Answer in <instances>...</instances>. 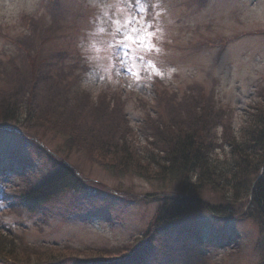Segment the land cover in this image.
Returning <instances> with one entry per match:
<instances>
[{
    "label": "rangeland",
    "instance_id": "rangeland-1",
    "mask_svg": "<svg viewBox=\"0 0 264 264\" xmlns=\"http://www.w3.org/2000/svg\"><path fill=\"white\" fill-rule=\"evenodd\" d=\"M145 23L152 25L154 47L132 45L144 62L131 75L124 71L131 61L120 62L128 49L119 41ZM47 56L58 61L46 70L37 62ZM50 67L55 74L45 76H57L55 95H42L38 109L22 113V124L13 119L6 126L0 118V227L9 237L53 251L51 261L59 264L95 263L100 253L129 243L135 251L121 264H264L263 223L249 216L254 209L246 195L231 204V216L193 211L156 235L158 203L172 193L136 174L115 175L105 157L88 151L97 148L99 130L80 129L88 112L124 113L144 149L157 121L174 123L169 107L192 111L200 97L230 124L216 128L212 156L229 161L223 135L242 141L251 110L264 97V0H0V91L6 92L0 95L17 102L11 94L46 86ZM63 134L78 138L66 146ZM57 164L72 174L45 192L37 210L13 205L15 189L42 185ZM101 258L98 264H118L113 256Z\"/></svg>",
    "mask_w": 264,
    "mask_h": 264
},
{
    "label": "trees",
    "instance_id": "trees-1",
    "mask_svg": "<svg viewBox=\"0 0 264 264\" xmlns=\"http://www.w3.org/2000/svg\"><path fill=\"white\" fill-rule=\"evenodd\" d=\"M65 53L69 54V52ZM52 58L55 59V56H47L46 59L38 60L37 64L51 66L53 64L51 61H56ZM30 65L32 68L37 67L33 59H30ZM53 74H55L53 67L43 74V83L47 84L44 87H36L23 94H11L17 102L7 100L10 95L7 97L0 95L1 124L10 126L13 124V119L22 124V113L29 112L27 114L29 116L34 112L35 107L38 109L42 95L54 96V87L58 84L57 76L53 80L46 77H52ZM24 78L26 79L25 76ZM1 93L6 92L2 90ZM29 93L35 95V98L28 99ZM176 99H178L177 95L174 100ZM260 100L251 110L250 121L242 141H237L236 138L227 141L228 133L223 135L222 138L225 143H229L232 151V158L229 161L226 159L220 161L212 156L213 143L219 139L216 137V128L220 124H227L230 129V124L226 121L220 122L219 120H223L222 110L216 109L213 103L209 104L206 99L200 97L199 102L196 101L192 106V111L189 107H185V111L179 107H169V109L173 108L170 112L174 116V123L157 121L158 130L155 135L149 134L152 140L149 141V145L144 146V149L139 146L138 141L135 142L132 129L127 119L123 117L124 113L115 118L110 116V113L102 116L97 111L88 112L90 114H86L85 120L81 119L86 126L83 125L80 129H88L92 132H95V129L99 130L97 148L88 151L94 157L96 153L105 157L104 164H108L107 168L115 175L136 174L156 186L162 185L159 189L172 193V196L162 198L158 203L153 219L154 224L159 226L156 235L160 230H166L173 221L186 217L193 211L207 210L213 216L220 218L231 216L234 214V211H230L231 208L233 209L231 204L245 195L250 198V206L254 209V213L251 212L249 216L253 214L264 226V172L259 180L256 177L264 167V97H260ZM36 116L37 114H34L33 119H36ZM158 116L157 119L162 118L163 111ZM93 123L98 126L92 129ZM63 136L66 146H71L78 138L68 134ZM67 141L70 143H66ZM70 174L72 170L69 166L64 164L59 167L57 164L55 172L46 177L42 185L32 190L22 189L21 193H17L15 189L12 192L13 203L21 210L29 212L37 210L43 202L45 192L50 193L58 188L64 180L70 178ZM206 193L216 195L218 201L211 203L204 197ZM9 236L10 233L0 227V264H59L51 261L53 251L48 253L43 246L30 244L22 236ZM131 244L134 243H129L124 248L118 249L119 251L102 252L100 255L113 256L118 260V264H121V259L129 257L130 249L135 251L134 245ZM62 250L71 253L67 248ZM137 253L138 250L134 254ZM101 257L96 258V261L100 262ZM98 262L88 264H98ZM84 263L87 264L83 259L76 260V264Z\"/></svg>",
    "mask_w": 264,
    "mask_h": 264
},
{
    "label": "snow or ice",
    "instance_id": "snow-or-ice-1",
    "mask_svg": "<svg viewBox=\"0 0 264 264\" xmlns=\"http://www.w3.org/2000/svg\"><path fill=\"white\" fill-rule=\"evenodd\" d=\"M128 23L133 24L138 23V21L134 22L130 20ZM151 27L152 25L150 23H145L139 27H130L128 29V33L130 34L126 33L124 40L119 41V43L128 49V51L124 53V56L120 58V62L122 64L125 59L131 61V63L124 68V71L128 74L138 76L139 74L136 71V65L137 63L144 62V56L135 54L137 52V48L132 47V45H139V48L144 51H151L154 47L151 43L153 33L149 31ZM156 51H159V49H156Z\"/></svg>",
    "mask_w": 264,
    "mask_h": 264
}]
</instances>
